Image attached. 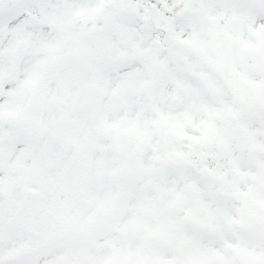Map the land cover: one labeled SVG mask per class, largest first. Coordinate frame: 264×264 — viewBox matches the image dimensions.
I'll list each match as a JSON object with an SVG mask.
<instances>
[{
    "label": "snow or ice",
    "instance_id": "6c2138e0",
    "mask_svg": "<svg viewBox=\"0 0 264 264\" xmlns=\"http://www.w3.org/2000/svg\"><path fill=\"white\" fill-rule=\"evenodd\" d=\"M0 264H264V0H0Z\"/></svg>",
    "mask_w": 264,
    "mask_h": 264
}]
</instances>
